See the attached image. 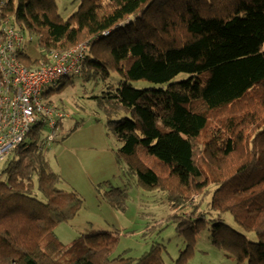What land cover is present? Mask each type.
Masks as SVG:
<instances>
[{"label": "trees", "instance_id": "1", "mask_svg": "<svg viewBox=\"0 0 264 264\" xmlns=\"http://www.w3.org/2000/svg\"><path fill=\"white\" fill-rule=\"evenodd\" d=\"M2 20L37 38V58L18 51L28 68L88 43L78 76L106 84L92 99L120 144L118 158L139 186L166 193L170 213L144 236L169 225L186 235L173 264H190L207 226L229 257L264 264V0H82L67 20L54 0H0V41ZM119 31L117 43L104 42ZM113 68L118 87L109 83ZM182 73L189 77L173 82ZM138 80L168 85L137 89L130 82ZM44 135L35 127L3 163L0 264H169L162 243L139 259L119 253V233L57 240L55 228L75 218L83 200L59 188ZM105 197L126 209V189L113 186ZM227 213L258 240L223 223Z\"/></svg>", "mask_w": 264, "mask_h": 264}, {"label": "rangeland", "instance_id": "2", "mask_svg": "<svg viewBox=\"0 0 264 264\" xmlns=\"http://www.w3.org/2000/svg\"><path fill=\"white\" fill-rule=\"evenodd\" d=\"M54 1L58 14L65 20L76 13L82 4V0ZM89 6L90 3H86L83 9ZM120 35L121 31L104 39V42L117 43ZM24 48L32 58L39 56L35 36L26 35ZM110 70L109 83L118 87L121 77L116 69ZM188 77L189 74L182 73L173 82ZM130 84L137 89L166 88L168 85L148 80L131 81ZM105 85L101 76L98 80L86 81L83 77L71 75L65 78L63 84L46 87L43 91V100L53 101L69 115L62 122L64 126L58 130L54 141L44 143L45 155L53 171L62 179L59 188L73 191L83 200L80 213L69 223L56 227L54 234L61 244L67 245L81 235L119 233L118 252L131 250L128 254L135 259L149 251L153 243H162L167 248L166 261L173 264L187 248L186 235L178 233L176 225H169L159 234L144 236L148 227L154 226L157 220L170 213L166 193L139 186L135 173L118 158L120 144L108 125L107 116L92 99L102 92ZM3 167L2 164L0 173ZM0 178L4 179L5 176ZM113 186L126 189L128 193L129 199L124 211L115 209L106 200L105 193ZM222 220L231 229L245 234L250 241L258 240L253 232H245L231 214H224ZM190 264L240 263L213 243L212 231L207 226L196 238Z\"/></svg>", "mask_w": 264, "mask_h": 264}, {"label": "built area", "instance_id": "3", "mask_svg": "<svg viewBox=\"0 0 264 264\" xmlns=\"http://www.w3.org/2000/svg\"><path fill=\"white\" fill-rule=\"evenodd\" d=\"M1 29L4 39L0 42V166L25 141L33 127L42 125L53 130L59 121H65L67 116L44 102L41 93L46 86L80 73L87 51V44H80L67 52H55L50 66L30 70L16 57L23 37L8 20L1 21ZM54 135L52 132L48 139L52 140Z\"/></svg>", "mask_w": 264, "mask_h": 264}, {"label": "bare ground", "instance_id": "4", "mask_svg": "<svg viewBox=\"0 0 264 264\" xmlns=\"http://www.w3.org/2000/svg\"><path fill=\"white\" fill-rule=\"evenodd\" d=\"M16 29V28H15ZM16 31L23 37V39H24V41H25V36L23 35V34H21L17 29H16ZM106 33V32H105ZM108 34L107 35H105L104 34V36H108L109 34H110V32H107ZM3 33H2V40L1 41H3ZM0 41V42H1ZM24 41H23V44H22V46L20 47V48H18L17 49V51H16V57H17V59H18V51H20L21 49H23L24 48ZM81 44H87V51H86V54L88 53V49H89V47H88V43H81ZM80 45V44H79ZM78 46V45H77ZM75 48V47H74ZM25 49V48H24ZM73 49V48H72ZM70 51V50H69ZM64 52H67V51H64ZM53 53H55V52H52V55H53ZM58 53H63V52H58ZM52 55H51V57H52ZM18 61H19V63L23 66V67H25V68H27V69H30V70H34V69H41V68H43V67H47V66H50L52 63H53V58H52V62H51V64H49V65H44V66H40V67H34V68H28V67H26V66H24L21 62H20V60L18 59ZM0 73H1V71H0ZM79 75V73L77 74V75H74V76H78ZM1 79H2V73H1V78H0V82H1ZM60 82H58L57 84H55V85H53V86H46V87H55V86H57L58 84H59ZM45 87V88H46ZM45 88H43V90H42V93H41V99L43 100V96L45 95L44 93H43V91H44V89ZM44 102H46V103H48V104H52V105H54L58 110H60L59 109V107H57L56 106V104L53 102V101H51V100H43ZM61 112H63L62 110H60ZM67 117H66V119L69 117V115L68 114H66L65 112H63ZM65 119V120H66ZM37 126H39V127H41V128H43V130H44V132H45V141H44V143H49V142H52V141H54V139L56 138V136L58 135V130H59V128L56 126L53 130H50L49 128H47V127H45V126H42V125H37ZM37 126H35V127H37ZM35 127H33V129L35 128ZM32 129V130H33ZM31 132V131H30ZM54 133L55 135H54V137H53V139L52 140H49L48 139V137H49V135L51 134V133ZM28 136V135H27ZM45 146V145H44ZM19 148V147H18ZM17 148V149H18ZM16 149V150H17ZM13 154V153H12ZM11 154V155H12Z\"/></svg>", "mask_w": 264, "mask_h": 264}]
</instances>
